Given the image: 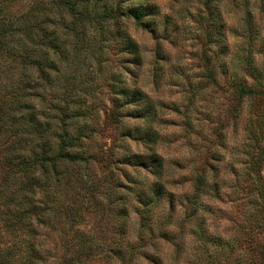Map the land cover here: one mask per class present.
I'll use <instances>...</instances> for the list:
<instances>
[{
    "label": "rangeland",
    "instance_id": "374dc122",
    "mask_svg": "<svg viewBox=\"0 0 264 264\" xmlns=\"http://www.w3.org/2000/svg\"><path fill=\"white\" fill-rule=\"evenodd\" d=\"M148 3L155 6L154 15L145 18L153 31L132 20H121V29L138 47L140 65L126 62L130 60L122 57L128 55L114 48L103 53L101 68L92 61V56L84 54L90 69L78 73L76 82L83 84L84 105L92 108L91 117L85 121L94 130L91 148L103 151V157L111 149L115 157L109 169L104 164H93L89 171L97 176L112 171L114 177L124 182L123 175H127L143 192L155 185L163 196L150 212L149 225L153 231L143 232L146 241L140 248L136 244L137 214L129 212L126 219L129 247L123 245L125 253L120 258L109 250L118 241L112 220L108 218L106 223L99 224L100 215L86 217L85 229L93 230L102 239L112 238H107L108 243L99 255L84 264H157L158 260V264H210L209 258L199 255V242L193 234L198 224H202L201 216L206 217L205 227L211 236L234 241L233 254L221 252L214 243H205L210 259L220 264H236L242 255H250L249 244L256 243L260 248L264 245V101L257 93L243 98L236 106L230 85L234 79H245L255 85L248 67L261 72L264 84V3L259 0H148ZM239 3L245 4L251 14L250 34L246 33V11ZM29 6V2L19 0L9 10L19 14ZM209 71L215 77L213 81ZM113 74H120L124 85L146 95L142 105L150 112L147 119L133 118L136 108L128 103L123 104L118 120L110 116L115 111L108 82ZM48 95L53 96L54 92ZM136 130L153 133L155 142L127 136ZM149 152L162 159L160 177L123 162L129 154ZM115 159L118 162L114 163ZM208 167L216 168V175L214 171L208 175L211 192L197 202L195 181L200 170ZM157 226L165 233H159ZM41 240L49 250V264H57L61 250L56 237L44 231Z\"/></svg>",
    "mask_w": 264,
    "mask_h": 264
},
{
    "label": "trees",
    "instance_id": "16d2710c",
    "mask_svg": "<svg viewBox=\"0 0 264 264\" xmlns=\"http://www.w3.org/2000/svg\"><path fill=\"white\" fill-rule=\"evenodd\" d=\"M17 1L0 0V264H49V250L41 240L44 231L58 241L61 255L57 264H84L99 255L107 238H112L102 239L83 227L90 214L100 215L99 224L112 220L118 241L109 250L120 258L125 253L123 245L129 247V212L137 214L136 244L140 248L146 241L143 232L153 231L150 212L163 191L153 185L146 193L127 175L122 182L112 171L103 176L89 171L93 164H112L115 157L111 149L103 157V151L90 146L94 130L85 121L91 117L92 108L84 105L83 84L76 82V76L90 69L84 54L92 56L101 68V57L110 48L127 54L122 59L139 66L138 47L121 29V20H132L153 31L145 18L154 15L155 6L148 0H24L30 6L16 14L9 8ZM239 5L246 11L245 4ZM250 16L246 11L248 34L253 30ZM250 69L249 77L255 85L245 79H234L230 84L236 106L257 93L264 101L261 72ZM209 72L213 81L215 77ZM108 82L115 110L110 116L118 120L126 103L136 108L133 118L150 116L148 107L142 105L144 93L124 85L120 74L111 75ZM127 136L155 142L149 131L136 130ZM123 162L161 176L162 159L154 152L129 154ZM212 171L215 174L216 168L202 169L197 175V202L211 192L207 182ZM202 206L207 211L206 204ZM200 219L202 224L193 231L199 255L209 258L210 264H220L210 259L205 243H214L221 252L233 254L234 241L211 236L205 227L206 217ZM248 247L250 255H242L236 264H264V245Z\"/></svg>",
    "mask_w": 264,
    "mask_h": 264
}]
</instances>
